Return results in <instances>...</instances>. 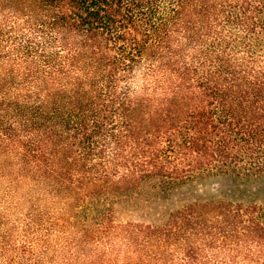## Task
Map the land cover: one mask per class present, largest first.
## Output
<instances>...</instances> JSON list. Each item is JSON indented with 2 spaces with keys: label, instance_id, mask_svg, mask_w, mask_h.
<instances>
[{
  "label": "trees",
  "instance_id": "16d2710c",
  "mask_svg": "<svg viewBox=\"0 0 264 264\" xmlns=\"http://www.w3.org/2000/svg\"><path fill=\"white\" fill-rule=\"evenodd\" d=\"M215 168L264 173V0H0V264H264V203L95 204Z\"/></svg>",
  "mask_w": 264,
  "mask_h": 264
},
{
  "label": "rangeland",
  "instance_id": "374dc122",
  "mask_svg": "<svg viewBox=\"0 0 264 264\" xmlns=\"http://www.w3.org/2000/svg\"><path fill=\"white\" fill-rule=\"evenodd\" d=\"M241 174L220 172L215 168L180 183L151 176L137 182L111 184L95 204L102 212L111 213L114 222L148 223L160 222L170 212L195 200L224 198L243 203H264V173Z\"/></svg>",
  "mask_w": 264,
  "mask_h": 264
}]
</instances>
